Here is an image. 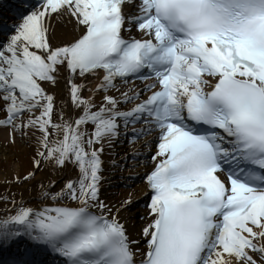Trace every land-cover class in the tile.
<instances>
[{"label": "snow or ice", "instance_id": "1", "mask_svg": "<svg viewBox=\"0 0 264 264\" xmlns=\"http://www.w3.org/2000/svg\"><path fill=\"white\" fill-rule=\"evenodd\" d=\"M3 7L0 264H264V0Z\"/></svg>", "mask_w": 264, "mask_h": 264}, {"label": "bare ground", "instance_id": "2", "mask_svg": "<svg viewBox=\"0 0 264 264\" xmlns=\"http://www.w3.org/2000/svg\"><path fill=\"white\" fill-rule=\"evenodd\" d=\"M61 32L63 30H60ZM59 35V33H58ZM59 91H63V84H61V88ZM7 137V128H1L0 130V188L4 187L2 181L6 177H10L13 171H20L23 168L28 167L30 163V157L32 155L33 149L28 146L27 143L17 141L16 144H6L5 140ZM122 148L124 150L127 149V145H123ZM131 163V161H130ZM141 167L135 169H124V174L127 175L130 171H134L136 173L141 171ZM75 171V169L73 170ZM47 171L40 173V175H47ZM113 182L116 185L115 188H109V192H119L123 195L126 192L132 191L134 196L142 194L146 189L143 182L139 179L135 181H127L129 184L128 188L123 187V183L113 177ZM15 188L16 185H13ZM136 211H143V208H136Z\"/></svg>", "mask_w": 264, "mask_h": 264}]
</instances>
